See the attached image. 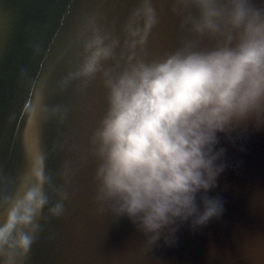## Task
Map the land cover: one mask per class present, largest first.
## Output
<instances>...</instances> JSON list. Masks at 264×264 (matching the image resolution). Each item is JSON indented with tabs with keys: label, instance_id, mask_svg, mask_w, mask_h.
Masks as SVG:
<instances>
[{
	"label": "clouds",
	"instance_id": "9594fccd",
	"mask_svg": "<svg viewBox=\"0 0 264 264\" xmlns=\"http://www.w3.org/2000/svg\"><path fill=\"white\" fill-rule=\"evenodd\" d=\"M166 7L187 35L151 55L149 37ZM74 45L75 66L56 89L79 81L84 91L97 78L104 89L83 156L95 166L97 211L127 217L146 251L161 239L174 244L185 222L195 229L219 217L223 201L208 195L227 166L218 134L232 140L249 124L264 128V0H136L119 32L102 13L85 16ZM20 78L28 88L25 167L15 179L0 176V264H27L43 224L65 215L74 175L68 164L49 172L36 135L68 117L67 107L47 102L49 73L21 70Z\"/></svg>",
	"mask_w": 264,
	"mask_h": 264
},
{
	"label": "water",
	"instance_id": "95a60500",
	"mask_svg": "<svg viewBox=\"0 0 264 264\" xmlns=\"http://www.w3.org/2000/svg\"><path fill=\"white\" fill-rule=\"evenodd\" d=\"M136 0H0V176L15 179L25 167V122L21 109L28 99L26 81L49 73V105L69 109L63 124L50 120L36 135L48 153L49 172L65 164L74 171L67 186L66 213L43 224L27 264H264V128L249 124L232 140L218 134L226 168L210 197L223 201V212L201 227L185 222L175 243L161 239L150 251L146 237L127 218L99 213L94 202V163L83 159L91 130L104 111V89L97 78L84 91L74 81L65 91L57 82L73 69L76 31L83 18L102 13L116 31ZM180 19L165 8L149 37L151 55L174 50L187 35ZM204 40V46H210ZM39 53H34V48ZM57 184L63 182L57 178ZM54 199V198H53ZM46 211V210H45Z\"/></svg>",
	"mask_w": 264,
	"mask_h": 264
}]
</instances>
